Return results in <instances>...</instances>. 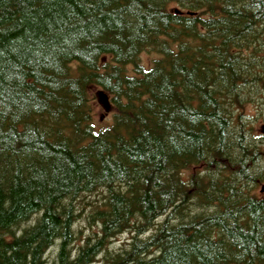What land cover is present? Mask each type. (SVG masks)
I'll use <instances>...</instances> for the list:
<instances>
[{
    "label": "trees",
    "instance_id": "trees-1",
    "mask_svg": "<svg viewBox=\"0 0 264 264\" xmlns=\"http://www.w3.org/2000/svg\"><path fill=\"white\" fill-rule=\"evenodd\" d=\"M252 84L264 0H0V264H264Z\"/></svg>",
    "mask_w": 264,
    "mask_h": 264
},
{
    "label": "rangeland",
    "instance_id": "rangeland-1",
    "mask_svg": "<svg viewBox=\"0 0 264 264\" xmlns=\"http://www.w3.org/2000/svg\"><path fill=\"white\" fill-rule=\"evenodd\" d=\"M179 5L175 2L172 3L171 9L175 11V9H178ZM154 53L146 52L142 54V62L146 66H150L152 60L154 59ZM264 88V87H262ZM261 86L252 84L251 87L246 89L245 96H244V103H243V110L242 108H236L234 112L235 121L238 122L240 119L243 121L241 123V128H239L240 131L245 130L247 136L255 137L258 141H264V134H263V128H264V91H260ZM261 92V93H257ZM113 114H114V108L111 107L107 110L104 107V104L102 100L99 99L97 103L95 104V110H94V120L95 125L98 128L106 127L112 123L113 120ZM241 115L242 117L239 119L238 116ZM240 124V123H239ZM264 163V161H263ZM260 188H258L257 193H260ZM101 196L99 195H93V196H87L81 199V201L77 202V209L79 210L81 217L77 223V229L83 231L82 236H87L88 234H91L93 229V226L89 225V221L91 219L89 216L91 215V211L93 210L92 204L100 203ZM127 238V236L121 237L120 239L115 240V242L112 244L111 249L112 250H119L123 246L124 240ZM55 251L52 250L49 255L48 259L51 261L54 260L55 257ZM52 262H49L51 264Z\"/></svg>",
    "mask_w": 264,
    "mask_h": 264
},
{
    "label": "water",
    "instance_id": "water-1",
    "mask_svg": "<svg viewBox=\"0 0 264 264\" xmlns=\"http://www.w3.org/2000/svg\"><path fill=\"white\" fill-rule=\"evenodd\" d=\"M101 100L104 104L105 109L109 110L110 109V104H109V100L108 97L106 95H102L101 96ZM261 193H264V186L261 188Z\"/></svg>",
    "mask_w": 264,
    "mask_h": 264
},
{
    "label": "bare ground",
    "instance_id": "bare-ground-1",
    "mask_svg": "<svg viewBox=\"0 0 264 264\" xmlns=\"http://www.w3.org/2000/svg\"><path fill=\"white\" fill-rule=\"evenodd\" d=\"M102 95H106V94H104V93H102ZM101 95V96H102ZM107 96V95H106ZM108 97V96H107ZM100 100H101V97H100ZM109 100V99H108ZM109 104H110V100H109ZM256 137V136H255ZM252 139H253V137H252ZM255 139H257V138H255ZM256 141V140H255ZM261 142V141H260ZM253 143V142H252ZM262 143V142H261ZM264 144V143H263ZM253 145V144H252ZM255 145V144H254ZM259 145V144H258ZM264 146V145H263ZM259 149V148H258ZM263 149V148H262ZM262 154H263V152H262ZM261 157V156H260ZM262 158H264V157H262ZM262 158H261V160H262ZM263 161V160H262ZM263 163V162H262ZM261 191V190H260ZM49 261V260H48ZM50 262V261H49Z\"/></svg>",
    "mask_w": 264,
    "mask_h": 264
},
{
    "label": "flooded vegetation",
    "instance_id": "flooded-vegetation-1",
    "mask_svg": "<svg viewBox=\"0 0 264 264\" xmlns=\"http://www.w3.org/2000/svg\"><path fill=\"white\" fill-rule=\"evenodd\" d=\"M262 132H263V134H264V128H263V131H262Z\"/></svg>",
    "mask_w": 264,
    "mask_h": 264
}]
</instances>
